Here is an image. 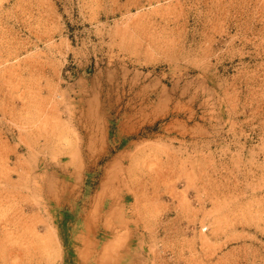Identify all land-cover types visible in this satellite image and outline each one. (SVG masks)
Segmentation results:
<instances>
[{
  "label": "rangeland",
  "instance_id": "obj_1",
  "mask_svg": "<svg viewBox=\"0 0 264 264\" xmlns=\"http://www.w3.org/2000/svg\"><path fill=\"white\" fill-rule=\"evenodd\" d=\"M0 264H264V0H0Z\"/></svg>",
  "mask_w": 264,
  "mask_h": 264
}]
</instances>
